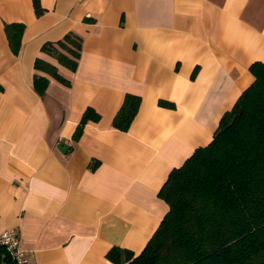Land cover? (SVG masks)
I'll return each instance as SVG.
<instances>
[{
    "label": "crops",
    "instance_id": "crops-1",
    "mask_svg": "<svg viewBox=\"0 0 264 264\" xmlns=\"http://www.w3.org/2000/svg\"><path fill=\"white\" fill-rule=\"evenodd\" d=\"M0 0V235L36 264H116L138 255L169 209L172 170L214 137L264 62V0ZM24 25L19 53L6 25ZM82 37L75 70L42 51ZM57 66L66 85L37 71ZM37 73L49 87L34 88ZM141 97L128 130L113 125ZM88 108L80 138L74 134ZM64 142L66 152L58 148ZM1 250V248H0Z\"/></svg>",
    "mask_w": 264,
    "mask_h": 264
},
{
    "label": "trees",
    "instance_id": "trees-1",
    "mask_svg": "<svg viewBox=\"0 0 264 264\" xmlns=\"http://www.w3.org/2000/svg\"><path fill=\"white\" fill-rule=\"evenodd\" d=\"M37 15L41 0H33ZM24 25L11 23L6 32L11 48L19 53ZM42 51L58 58L71 70L78 66L82 37L70 32L47 42ZM37 71L69 85L57 66L36 59ZM255 81L221 117L213 140L197 148L174 168L159 192L169 209L159 227L138 254L113 247L108 258L116 264H264V62L251 66ZM50 80L37 73L34 88L44 96ZM141 103L127 95L113 125L128 130ZM100 119L93 109L85 112L74 139L89 120ZM0 264H15L12 253L0 245Z\"/></svg>",
    "mask_w": 264,
    "mask_h": 264
},
{
    "label": "built area",
    "instance_id": "built-area-1",
    "mask_svg": "<svg viewBox=\"0 0 264 264\" xmlns=\"http://www.w3.org/2000/svg\"><path fill=\"white\" fill-rule=\"evenodd\" d=\"M0 245H4L12 253L15 264H36L23 246L22 238L17 230H7L0 235Z\"/></svg>",
    "mask_w": 264,
    "mask_h": 264
},
{
    "label": "water",
    "instance_id": "water-1",
    "mask_svg": "<svg viewBox=\"0 0 264 264\" xmlns=\"http://www.w3.org/2000/svg\"><path fill=\"white\" fill-rule=\"evenodd\" d=\"M58 148L62 152H66L69 149V145L67 143L61 142V143L58 144Z\"/></svg>",
    "mask_w": 264,
    "mask_h": 264
}]
</instances>
